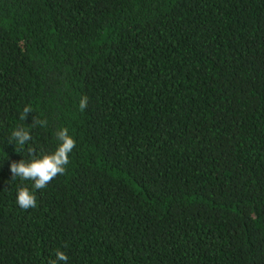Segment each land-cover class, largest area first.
<instances>
[{"label":"trees","instance_id":"obj_1","mask_svg":"<svg viewBox=\"0 0 264 264\" xmlns=\"http://www.w3.org/2000/svg\"><path fill=\"white\" fill-rule=\"evenodd\" d=\"M62 128L65 173L40 190L12 180ZM21 186L36 208L18 206ZM58 250L264 264V0H0V264Z\"/></svg>","mask_w":264,"mask_h":264},{"label":"clouds","instance_id":"obj_2","mask_svg":"<svg viewBox=\"0 0 264 264\" xmlns=\"http://www.w3.org/2000/svg\"><path fill=\"white\" fill-rule=\"evenodd\" d=\"M88 99L82 96L79 101V108L84 110L87 107ZM32 112L31 106H25L22 112V119L26 114ZM33 124L46 126V120H33ZM57 139L60 141L59 145L51 154H41L39 157L33 156L29 161L21 159L19 162H12L9 167L12 173V180L17 177L23 180L33 181V188L40 190L47 187V185L58 175H63L66 171V165L69 161V153L75 147V140L68 134L67 128H62L56 133ZM15 141L19 147L17 151L22 150L23 147L31 140V135L28 130L23 127L16 128L12 131L9 142ZM29 153H33L34 149L28 148ZM16 202L21 209L27 210L29 208L37 207L36 196L27 187L21 186L17 190ZM56 259L49 262V264H57V262H64L66 264L68 257L62 251H56Z\"/></svg>","mask_w":264,"mask_h":264}]
</instances>
